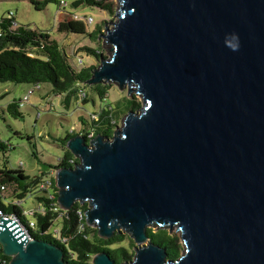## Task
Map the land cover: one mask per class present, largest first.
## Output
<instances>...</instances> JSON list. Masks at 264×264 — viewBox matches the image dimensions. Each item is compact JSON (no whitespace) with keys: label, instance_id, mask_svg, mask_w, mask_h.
I'll return each instance as SVG.
<instances>
[{"label":"water","instance_id":"obj_1","mask_svg":"<svg viewBox=\"0 0 264 264\" xmlns=\"http://www.w3.org/2000/svg\"><path fill=\"white\" fill-rule=\"evenodd\" d=\"M117 1L110 57L87 84L142 106L110 138L68 140L78 162L56 169L60 209L88 203L99 238L127 233L123 264H264V0ZM149 227L179 232L182 255ZM0 246L9 264H70L5 218ZM92 264L114 262L99 252Z\"/></svg>","mask_w":264,"mask_h":264},{"label":"trees","instance_id":"obj_2","mask_svg":"<svg viewBox=\"0 0 264 264\" xmlns=\"http://www.w3.org/2000/svg\"><path fill=\"white\" fill-rule=\"evenodd\" d=\"M30 2L37 11L43 10L49 3L61 7V2L58 0H44L43 2L30 0ZM72 6L74 9L98 7L112 13L111 5L105 3V1L76 0ZM60 30H64L69 34L96 39L101 27L97 26L93 32L88 33L83 23L68 21L67 24H61ZM0 32V83L26 84L32 86V89L36 86L39 89H46L48 92L46 97L49 95L64 97L63 105L66 108H68L69 102L73 98L81 100L82 89L80 88L87 85L95 70L94 66L84 65L82 69H75L71 65L64 48L55 40H52L47 32L18 25L12 13H8L6 18L0 20ZM81 51L97 59L100 57L97 50L89 47H85ZM79 64L82 65L83 62ZM92 88L96 92V98L101 101L100 103L103 106H100L98 111L89 113L87 117L84 115L80 117L79 131L71 130L69 134L59 140L52 138L53 141L60 144L64 152L63 156L58 159L57 167L52 169L72 167L78 162L66 148L69 139L82 135L86 142H89L88 136L90 134L94 138L96 136L110 138L120 117L138 108L133 101L128 99H123L116 105L108 104L105 102L108 87L95 85ZM39 89L29 95L34 94ZM44 96L40 94L39 99L45 98ZM28 101L24 99L20 101L13 100L1 109L2 113L7 114L14 120H23L24 114L20 109ZM82 101L86 102V99H82ZM38 116H40V113H38ZM49 136L51 137V135ZM9 149V144L0 139V155H5ZM72 158L74 160L73 165L69 162ZM52 181L55 185L54 178H52ZM41 182V177H29L23 171L11 169L8 167L7 162H3L0 164V209L5 215L12 213L17 215L19 214V208L6 203L16 200L23 202L27 196L34 199L37 204H41L45 208V214L35 215L36 226L30 231V236L33 239L46 241L61 248L63 259L67 263L88 264V261L99 252H105L116 260H119L120 256L130 259L125 249L110 250L106 247L107 244L112 242L121 243L123 241L122 236L116 235L111 240H104L98 237L96 229L87 226L84 217L86 206H80L76 203L68 212L63 210L54 211L52 205L58 203V190L54 188V199L50 200L47 191L39 188ZM53 232L55 235L52 234ZM147 235L152 243L166 249L169 258L179 257L180 247L178 241L168 235L165 229H158L157 232L147 229Z\"/></svg>","mask_w":264,"mask_h":264},{"label":"rangeland","instance_id":"obj_3","mask_svg":"<svg viewBox=\"0 0 264 264\" xmlns=\"http://www.w3.org/2000/svg\"><path fill=\"white\" fill-rule=\"evenodd\" d=\"M35 1L43 2L44 0ZM58 1L65 3V6L59 7L56 4L49 3L43 10L37 11L30 0H0V20L6 18L8 13H12L18 25L47 32L52 40H55L64 48L71 65L75 69H82L84 65L94 66L96 69L101 64V58L110 57V51L105 50H109V46L107 44L104 45L105 39L103 35L106 32L105 25L108 23L112 25L116 21L115 14L119 6L118 1H99L109 3L112 13L98 7L74 9L72 4L76 0ZM88 18L92 19L91 23L88 22ZM68 21L83 23L88 33L93 32L97 26H100L101 30L96 39H90L83 35L69 34L64 30H60L61 24H67ZM111 27L108 26L107 28ZM85 47L97 50L100 53V57L97 59L81 51ZM78 60L83 62V64H79ZM102 85L108 87L107 95L105 96V102L108 104L116 105L119 101L128 99L133 101L138 108L142 106L141 98L137 95L129 98L126 89L120 90L114 84ZM93 86L95 85H83L80 88L82 89L81 100L73 98L69 102L68 108H66L63 105L64 97L51 95L46 97L48 93L46 89H39V91L29 95L32 90L30 85L10 82L0 83V139L10 146L5 155H0V164L7 162L9 168L21 170L29 177H41L42 180L55 179L56 169L52 168L57 167L58 159L63 156L64 152L60 144L53 141L52 138L59 140L69 134L71 130L79 131L80 117H83V115L87 117L89 113L98 111L100 106H103L100 103L101 101L96 98ZM40 94L42 96L45 95V98L39 99ZM83 94L86 96H83ZM27 95H29V101L20 109L24 114L23 120H14L7 114L2 113L1 109L8 103L13 100H23ZM82 99H86V102H83ZM38 113H40V116H38ZM125 115L120 117L116 127L122 126ZM93 138L92 134L88 136L89 141ZM20 163H22L21 166H19ZM36 205L37 202L29 196L22 202L23 209H30ZM80 206L88 207V203ZM91 228L95 229L94 227ZM148 229L152 232H157L158 230L156 227H149ZM165 230L168 235L177 239L180 247L179 256L182 255L184 246L179 232L175 229L171 232L168 229ZM52 234L55 235L54 232ZM118 236L123 237V241L118 245L127 251L132 261L135 243L125 232ZM147 243L145 242L142 245H147ZM88 264H92V258L88 261Z\"/></svg>","mask_w":264,"mask_h":264},{"label":"built area","instance_id":"obj_4","mask_svg":"<svg viewBox=\"0 0 264 264\" xmlns=\"http://www.w3.org/2000/svg\"><path fill=\"white\" fill-rule=\"evenodd\" d=\"M60 5H61V7L65 6V3L61 2ZM88 22L91 23L92 19L88 18ZM0 37H1V32H0ZM79 63H81V61H79ZM38 89H39V87L36 86L35 88H33L29 92V94H31L33 91L38 90ZM83 96H85V95L83 94ZM24 100L28 101V95H27V97H25ZM69 162H70L71 165H73L74 164L73 158ZM21 165H22V163H20L19 166H21ZM39 188L41 190L47 191V196H48V198L50 200L54 199V194H55L54 188H56V184L53 185L52 178L51 179H47V180H42V182L39 184ZM6 204H9V205L12 204L15 207L19 208V214L15 215V214L12 213V214L5 215L3 213V211L0 209V218H5V219H8L9 221H14V223L16 224V226L18 227L20 232L22 234H24L26 237L31 238L30 231H32V229H34L35 226H36L35 225V215L36 214L44 215L45 214V208L41 204H37L33 208L23 209L22 201H18V200H16V201H8ZM52 206H53L54 211L61 210L59 205H58V203H57V205L54 204ZM54 232L57 233L56 230H54ZM31 239H33V238H31ZM9 263H10V258L5 256L2 253L1 246H0V264H9Z\"/></svg>","mask_w":264,"mask_h":264},{"label":"flooded vegetation","instance_id":"obj_5","mask_svg":"<svg viewBox=\"0 0 264 264\" xmlns=\"http://www.w3.org/2000/svg\"><path fill=\"white\" fill-rule=\"evenodd\" d=\"M118 244H119V242H112L110 244H107L106 247L108 249H110V250L121 249V247ZM109 258H110V260H112L114 262V264H123L125 262H130L131 261L130 259L129 260L128 259H125L123 256H120V259L119 260L112 259L110 256H109Z\"/></svg>","mask_w":264,"mask_h":264}]
</instances>
